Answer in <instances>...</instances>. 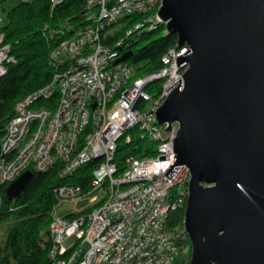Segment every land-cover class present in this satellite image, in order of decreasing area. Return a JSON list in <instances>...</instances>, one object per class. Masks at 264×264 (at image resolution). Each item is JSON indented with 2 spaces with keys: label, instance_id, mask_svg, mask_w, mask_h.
<instances>
[{
  "label": "built area",
  "instance_id": "1",
  "mask_svg": "<svg viewBox=\"0 0 264 264\" xmlns=\"http://www.w3.org/2000/svg\"><path fill=\"white\" fill-rule=\"evenodd\" d=\"M95 3L98 23L59 42L52 57L62 69L51 83L16 104L1 140L0 185L26 170L54 166L67 177L98 160L88 191L72 183L55 189L57 198L91 195L100 204L73 217H53L51 264H172L191 247L185 229L167 223L171 211L186 205L191 174L185 164L171 178L165 174L174 159L176 127L167 131L160 126L156 109L181 84L167 90L183 80L188 63L178 65L177 58L189 48H169L161 69L134 77V65L118 61L117 51L103 43L104 23L128 14L161 21L157 13L161 0H88L89 5ZM9 50V45L0 46V76L6 72V61L13 60ZM158 79L163 80L162 88L152 96L147 87ZM54 96L53 104L35 107ZM130 127L157 142V153L128 157L119 172L117 145L121 138L131 139L122 137Z\"/></svg>",
  "mask_w": 264,
  "mask_h": 264
},
{
  "label": "water",
  "instance_id": "2",
  "mask_svg": "<svg viewBox=\"0 0 264 264\" xmlns=\"http://www.w3.org/2000/svg\"><path fill=\"white\" fill-rule=\"evenodd\" d=\"M158 16L189 50L156 115L178 124L174 159L190 170L189 264H264V0H162ZM129 54L118 61H125ZM32 175L9 183L18 197Z\"/></svg>",
  "mask_w": 264,
  "mask_h": 264
},
{
  "label": "trees",
  "instance_id": "3",
  "mask_svg": "<svg viewBox=\"0 0 264 264\" xmlns=\"http://www.w3.org/2000/svg\"><path fill=\"white\" fill-rule=\"evenodd\" d=\"M0 0V46L9 45L6 72L0 76V155L1 140L10 119L15 115L16 104L28 93L51 83L56 72L62 69L52 57L54 47L79 30L98 23L97 4L88 0H20L9 9ZM155 14V11L153 12ZM141 14H128L111 23H104L102 41L118 58L129 54L134 65V77L154 73L162 68V56L177 45L178 36L168 33L162 21H146ZM142 24L138 29L135 27ZM128 31H131L128 34ZM121 42L117 45V42ZM163 80H154L147 91L157 96ZM56 96L41 103L53 104ZM132 138L119 139L115 162L119 172L128 157L153 156L157 142L143 135L136 127L128 131ZM98 160L81 165L73 174L62 177L54 166L47 171H32L27 184L18 197L7 193L9 184L0 185V226L5 224L0 239V264H51L49 252L52 238L49 225L54 217L57 202L55 189L72 183L82 191L90 189L93 171ZM100 202L95 205H99ZM185 206L170 212L168 225L183 228ZM77 213L68 214L73 217ZM188 236V233H187ZM188 242L191 245L188 236ZM189 257L178 256L172 264H189Z\"/></svg>",
  "mask_w": 264,
  "mask_h": 264
},
{
  "label": "rangeland",
  "instance_id": "4",
  "mask_svg": "<svg viewBox=\"0 0 264 264\" xmlns=\"http://www.w3.org/2000/svg\"><path fill=\"white\" fill-rule=\"evenodd\" d=\"M19 1L20 0H5L4 1L5 8L9 9L11 6L16 5ZM185 46H187L189 48L188 45H185ZM152 74H154V73H150L148 75H152ZM183 86H184V78H183ZM42 106H43L42 103H38L35 107L39 108ZM173 127L177 128V124L174 123L172 128ZM188 185H189V183H188ZM96 203H98V202L94 203V201H92L91 195H87V196H84L82 198H76V199L58 198L57 202L55 204V207L53 209V215L64 217L68 214L80 213V212L92 210L96 207V205H95ZM4 230H5V224L0 226V239L2 237H4ZM191 252H192V250H191ZM189 253H190V249L184 255L181 254L179 256L187 259L189 257ZM190 259H191V255H190Z\"/></svg>",
  "mask_w": 264,
  "mask_h": 264
},
{
  "label": "bare ground",
  "instance_id": "5",
  "mask_svg": "<svg viewBox=\"0 0 264 264\" xmlns=\"http://www.w3.org/2000/svg\"><path fill=\"white\" fill-rule=\"evenodd\" d=\"M152 96H153V95H152ZM51 98H52V97H51ZM42 104H44V103H42ZM160 106H161V105H159L158 108H159ZM158 108L156 109V112H157ZM156 118H157V115H156ZM157 122H158V120H157ZM158 124H159L160 126L165 127V128L167 127V124H165V125H161L159 122H158ZM173 124H174V123H173ZM176 124H177V123H176ZM133 128H134V127H133ZM173 128H174V127H173ZM173 128H172V129H173ZM177 128H178V124H177ZM177 128H176V130H177ZM131 129H132V128L130 127L129 130H131ZM129 130H127V131L124 133V135H123L122 137H125V138H126L127 136H129V137L132 138V134H130V133L128 132ZM125 140H126V139H125ZM174 152H175V151H174ZM163 158H164V157H162V156L160 155V160H159V161H162ZM174 158H175V157H174ZM163 162H164V163H167V161H163ZM116 164H117V163H116ZM117 166H118V165H117ZM125 167H126V162H125ZM125 167H124V168H125ZM58 187H59V186H58ZM51 222H52V221H51ZM50 225H51V223H50ZM50 225H49V228H50ZM174 227H177V226H174ZM183 228L185 229L184 223H183ZM185 233L187 234L186 229H185ZM180 255H181V254H180ZM178 256H179V255H178ZM178 256H177V257H178Z\"/></svg>",
  "mask_w": 264,
  "mask_h": 264
}]
</instances>
